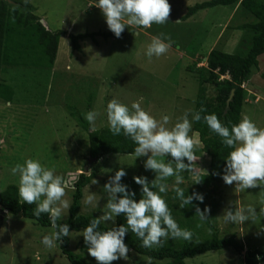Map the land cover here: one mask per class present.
Listing matches in <instances>:
<instances>
[{
	"label": "rangeland",
	"instance_id": "1",
	"mask_svg": "<svg viewBox=\"0 0 264 264\" xmlns=\"http://www.w3.org/2000/svg\"><path fill=\"white\" fill-rule=\"evenodd\" d=\"M201 1L204 0H168L170 12L165 24H152L142 29H129L126 26L119 39L113 37L106 40L99 35L95 43L85 38L80 40L82 51L77 52L68 37L70 34L95 31L112 33L101 10L93 4L94 0H31L36 8L35 13L46 27L51 30L64 29L66 34L61 38L54 72L51 74L50 71L49 76H45L49 71L43 74L45 84L38 87L32 79L23 77L16 87V101H0V190L10 184L18 186V176H13L10 169L16 163H23L24 158H34L45 167H54L55 174L64 178V199L70 204L73 184L78 174L87 167L86 174L95 172V175L83 190L80 213L98 217L106 202L103 185L117 169L123 168L130 176L154 179V173L143 167L145 157L113 153L92 159L88 152V132L79 126L67 105L76 106L78 113L84 117L87 113L84 105L88 96L93 95L91 110L96 111L98 116L91 130L108 126L106 105L113 98L129 107L134 101L140 102L141 107L157 119L167 115L169 126L186 111L191 120L200 80L197 73L188 68L196 62H199L197 66L205 67V56L213 48L236 52L243 35L236 24L254 20L239 12L235 16L236 8L231 5L208 7L184 18L187 8ZM161 33L168 38L166 42H170L171 46L160 57L148 58L145 56L147 45L153 36ZM258 62V67L253 69L244 85L248 93L241 117L247 116L257 127L264 128V53L258 57ZM205 87L206 95L211 97L214 88L208 84ZM189 135L194 141L193 168L199 174L206 173L209 155L201 150L202 143L193 129V123ZM163 159L167 162L172 158ZM185 163H188L186 159ZM181 174L192 179L199 177L190 172ZM173 181L174 177L166 183L171 185ZM193 190L207 197L203 200L206 205L217 206L216 215L211 216L212 222L218 225L221 236L236 235L243 242L244 251L242 254L232 248L209 251L186 259V264H244L243 255L247 249L264 251V216L258 213L264 204L261 187L237 193L234 184H224L217 193L209 192L207 195L204 188ZM192 191L190 189L189 194ZM89 194L95 196L93 204L85 203ZM234 204L251 205L258 214L244 224L223 223L220 218L223 210L234 207ZM68 216L69 209L62 219ZM106 223L112 226L110 222ZM194 224L190 222L188 225L194 234H199L202 226L200 223ZM52 231L51 226L45 227L32 219L0 209V264H70L62 254L59 243L52 249H46L40 243L42 236ZM80 231L82 229L70 232V250L85 257L90 264H97L88 255ZM199 236L201 240L210 237L205 228ZM168 241L172 243L174 240L169 238ZM169 262V259H150L130 251L128 260H117L112 264Z\"/></svg>",
	"mask_w": 264,
	"mask_h": 264
},
{
	"label": "clouds",
	"instance_id": "2",
	"mask_svg": "<svg viewBox=\"0 0 264 264\" xmlns=\"http://www.w3.org/2000/svg\"><path fill=\"white\" fill-rule=\"evenodd\" d=\"M105 19L107 28L115 38L119 39L125 27L148 28L152 24L166 23L170 12L168 0H94ZM229 27V26H228ZM138 34V33H137ZM162 33L153 36L147 45L145 56L160 57L165 54L170 42ZM248 82V81H247ZM245 85V84H244ZM243 85V86H244ZM206 109L185 112L177 117L176 122L169 126V117L160 119L150 115L141 107L140 102H132L130 107L118 99H111L106 105L108 130L112 135H123L135 145V158L145 157L144 169L154 173V179L148 181L144 176H133V182L139 186L140 198L122 183L127 175L119 168L103 185L106 202L102 214L92 218L80 231L88 255L97 264H112L117 260H128L129 248L124 242L126 234L131 232L140 241V246L151 249L162 247L169 238L173 240L192 241L191 230L178 226L173 218L165 199L169 191L174 193L173 199L178 201L179 208H195V216L206 221L209 209L203 211L198 204L203 203L202 193L193 190L186 194L180 185L185 183L182 172H190L198 176L193 168L194 141L189 133L192 123L203 122L209 131L220 137L222 145L229 149L224 158L225 165L220 178L226 185L234 184V191L239 193L246 189L261 187L264 191V128L257 127L247 116L232 124L225 125L215 113L204 114ZM98 113L88 111L84 119L94 128ZM195 143H199L196 141ZM164 157H171L167 159ZM185 159L188 163H185ZM55 168L45 167L38 159L24 158L23 163H16L10 173L18 176V197L28 205L35 204L32 211L34 217L47 214L53 231L43 235L40 243L46 249H52L63 238L70 237L69 225L57 223L70 208L69 201L64 199L65 180L55 174ZM174 177L171 185L166 183ZM195 179L192 184L200 183ZM95 182V181H94ZM94 194H89L85 203L93 204ZM197 202L193 204V202ZM2 212H8L0 207ZM259 215L264 216V204L259 208ZM256 208L251 205H237L225 208L220 217L225 224H244L257 216ZM123 216L124 223L116 224V218ZM111 223L109 227L108 223ZM104 225L102 229L100 226ZM259 261L261 258L257 256Z\"/></svg>",
	"mask_w": 264,
	"mask_h": 264
},
{
	"label": "trees",
	"instance_id": "3",
	"mask_svg": "<svg viewBox=\"0 0 264 264\" xmlns=\"http://www.w3.org/2000/svg\"><path fill=\"white\" fill-rule=\"evenodd\" d=\"M220 5L234 6L236 8L235 16L239 12L243 16L253 17L254 20L249 23L236 24V28L243 31L236 52L230 53L213 48L205 56V67L197 66L199 62H196L188 70L195 71L200 80L195 111L203 107L206 112L201 113L202 116L215 113L220 121L228 125L229 122L235 124L241 119L243 105L248 93L243 85L250 79L253 69L258 67V57L264 53V0H204L190 5L184 18H189L199 10ZM35 9L31 0H0V101L5 103L16 101V87L19 86L18 82L23 77L32 79L39 87L45 84L46 79L44 78L46 77L43 74L49 71L45 75L49 76L50 71L51 74L54 72L61 38L66 34V31L64 29L51 30L46 27L35 13ZM99 35L106 40L115 37L113 33L104 31L70 34L68 37L73 49L81 52L80 40L89 38L96 43ZM206 84L214 88V94H211V97L206 95ZM92 99L93 95H89L84 105L87 112L91 110ZM67 107L72 117L78 121L79 126H83V129L88 132V152L92 159L113 153L134 154L135 145L130 139L122 134L112 135L108 126L91 130L89 123L78 113L76 106L69 104ZM193 129L199 135L202 143L201 150L209 155V167L206 173L199 174L200 183L192 184L195 179L186 175L184 177L185 183L180 187L185 188L186 194H189V190L192 191L193 188L206 189L205 195L210 194L209 192L217 193L219 187L225 184L220 178V174L229 149L222 145L220 137L209 131L203 120L193 122ZM84 169L78 174L73 184L74 189L68 218H61L57 221L58 224L67 223L70 232L83 229L92 218L96 217L93 214L80 213L83 190L95 175V172L87 175ZM132 178L133 176L126 175L122 178V183L127 184L129 190L136 193V199H139V186L133 182ZM147 180L151 181L152 179ZM170 180L172 178L168 181ZM17 188V185L10 184L6 189L0 190V207L12 215H21L45 227L51 226L47 214H41L39 218L32 215L35 204L28 205L20 200ZM165 195L168 207L178 226L187 229L190 222H195L194 225L200 223L201 232L194 234L191 226L188 225L193 237H196L195 240L189 242L174 240L172 243L167 240L164 246H154L151 249L141 247L140 241L129 232L124 238L129 252L132 251L150 259H169L168 264H186L188 258L227 248H232L238 254L243 253V242L236 235L221 236L218 225L212 222L211 216L216 215L218 210L216 205L208 206L204 201L198 204L201 211L205 207L209 209L208 219L201 222L195 216V209L192 207L179 208L178 201L173 199L174 193L169 191ZM123 223V216L116 218L117 225ZM100 227L103 229L104 225L102 224ZM204 228L209 232L210 237L201 240L199 235L204 232ZM69 243L70 238L65 237L59 246L70 264H90L85 257L70 250ZM257 256L261 258L259 261L256 259ZM243 263L264 264V251L247 249L243 255Z\"/></svg>",
	"mask_w": 264,
	"mask_h": 264
},
{
	"label": "water",
	"instance_id": "4",
	"mask_svg": "<svg viewBox=\"0 0 264 264\" xmlns=\"http://www.w3.org/2000/svg\"><path fill=\"white\" fill-rule=\"evenodd\" d=\"M232 94H233V92H232ZM87 170H88V169H87V167H85V169H84V172L86 173V172H87Z\"/></svg>",
	"mask_w": 264,
	"mask_h": 264
}]
</instances>
